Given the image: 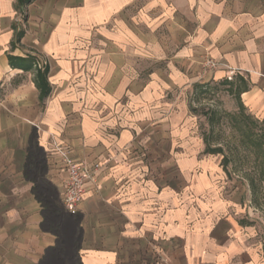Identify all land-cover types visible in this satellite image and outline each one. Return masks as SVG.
Returning <instances> with one entry per match:
<instances>
[{"label": "crops", "instance_id": "obj_1", "mask_svg": "<svg viewBox=\"0 0 264 264\" xmlns=\"http://www.w3.org/2000/svg\"><path fill=\"white\" fill-rule=\"evenodd\" d=\"M16 2L0 0V264H264L249 185L205 153L187 97L232 71L264 120V0ZM8 55L47 69L46 96ZM55 147L101 164L76 214Z\"/></svg>", "mask_w": 264, "mask_h": 264}, {"label": "trees", "instance_id": "obj_2", "mask_svg": "<svg viewBox=\"0 0 264 264\" xmlns=\"http://www.w3.org/2000/svg\"><path fill=\"white\" fill-rule=\"evenodd\" d=\"M34 0H17L15 6L18 10L31 4ZM15 29V28H14ZM24 35V30L19 28L14 35V41L19 42ZM15 42H13L12 46ZM8 60L10 66L15 68H20L23 71L34 70L35 69V85L40 91V96H46L49 92V86L46 81L47 69L44 70L36 68V59L33 56H28L25 58L16 57L8 55ZM210 82L196 83L193 85V90L197 91L200 95H207L211 91L209 88ZM222 85L227 87L229 93H231L238 105L237 113H228L227 117L233 122L234 128L237 129L239 133L238 144H235L232 148H228L229 152L234 151V153L239 154V147L244 149L247 154L244 156L238 155L236 161L235 157L228 155L225 152V147L219 140L213 138V127L215 125L214 116L205 114L207 125L209 127L207 132L203 133V141L205 143V153L212 155H220V164L229 175L228 169L231 173L238 175L242 171L244 163H250L251 166L249 171L243 176L250 188L251 192V203L257 204V194L261 189V185L264 182V120L259 121L250 114L247 113L246 109L240 101L241 89H244L243 82L240 85L235 84L233 80L229 81L224 79L217 82V85ZM190 111L194 114V110L189 106ZM233 153V152H232ZM239 176V175H238Z\"/></svg>", "mask_w": 264, "mask_h": 264}, {"label": "rangeland", "instance_id": "obj_3", "mask_svg": "<svg viewBox=\"0 0 264 264\" xmlns=\"http://www.w3.org/2000/svg\"><path fill=\"white\" fill-rule=\"evenodd\" d=\"M211 91L207 95H200L197 91L192 89L188 92V105L194 111V115L198 117V129L199 133L203 134L207 132L209 127L207 125L205 114L214 116L215 125L213 127V138L220 141L225 147V152L228 155L233 154L236 158L238 155L244 156L247 152L239 147V154L236 155L234 151L229 152L228 148H232L235 144H238L239 133L234 128L233 122L227 117L228 113H237L238 105L234 96L229 93L227 87L217 85L213 80L209 83ZM260 121V120H259ZM220 158L221 156L218 155ZM250 163H244L242 171L237 173L239 176H243L249 171ZM251 216L249 223L255 229L259 239L264 242V182L261 185V189L257 194V204L251 203Z\"/></svg>", "mask_w": 264, "mask_h": 264}, {"label": "built area", "instance_id": "obj_4", "mask_svg": "<svg viewBox=\"0 0 264 264\" xmlns=\"http://www.w3.org/2000/svg\"><path fill=\"white\" fill-rule=\"evenodd\" d=\"M41 66V64H38ZM204 68L214 70L217 64L207 58L203 61ZM233 72L231 71L226 79L231 81ZM58 157L59 166L64 173V179L60 190L61 204L69 214H76L78 205L83 199L85 193V184L95 182L96 173L101 169V164L96 162L88 164L85 161H77L71 158L67 151L62 147H55Z\"/></svg>", "mask_w": 264, "mask_h": 264}]
</instances>
